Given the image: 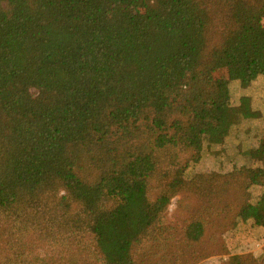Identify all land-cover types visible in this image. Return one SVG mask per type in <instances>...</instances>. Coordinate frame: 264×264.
Here are the masks:
<instances>
[{"label":"trees","instance_id":"16d2710c","mask_svg":"<svg viewBox=\"0 0 264 264\" xmlns=\"http://www.w3.org/2000/svg\"><path fill=\"white\" fill-rule=\"evenodd\" d=\"M263 20L264 0H0V264H200L264 228V140L258 167L185 177L226 120L224 59L264 75Z\"/></svg>","mask_w":264,"mask_h":264},{"label":"rangeland","instance_id":"374dc122","mask_svg":"<svg viewBox=\"0 0 264 264\" xmlns=\"http://www.w3.org/2000/svg\"><path fill=\"white\" fill-rule=\"evenodd\" d=\"M113 16H126L131 10L126 7H109ZM144 16V12H138ZM264 24V20L262 22ZM247 60L224 59L216 77L228 91L224 110L226 120L218 128L209 130L206 135L196 139L202 151L201 160L192 164L185 173L186 178L197 174H219L229 177L235 169L258 167L260 163L258 147L264 140V75L247 72ZM222 142L214 143L212 140ZM249 154L256 159L254 162ZM253 201L257 202L264 194V187L258 177L250 189ZM189 203L192 201L181 195L172 200L166 218L170 224L181 226L188 219ZM188 209V210H187ZM224 246L208 240L199 246L204 259L200 264H230L237 255L264 256V228L251 222L241 221L223 235Z\"/></svg>","mask_w":264,"mask_h":264}]
</instances>
